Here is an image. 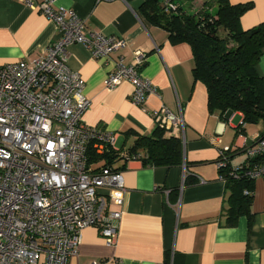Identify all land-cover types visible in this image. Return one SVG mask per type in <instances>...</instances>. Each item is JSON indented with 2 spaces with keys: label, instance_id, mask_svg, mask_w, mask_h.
I'll list each match as a JSON object with an SVG mask.
<instances>
[{
  "label": "crops",
  "instance_id": "0c3cea01",
  "mask_svg": "<svg viewBox=\"0 0 264 264\" xmlns=\"http://www.w3.org/2000/svg\"><path fill=\"white\" fill-rule=\"evenodd\" d=\"M228 1L249 4L239 20L243 29L264 22V0ZM141 2L56 0L58 6L74 9L89 29L129 40L123 49L100 60L84 45L72 44L67 64L84 80L89 104L83 122L115 132L114 151H126L134 133L149 135L155 130L154 109L165 105L178 113L179 104L184 121L182 162L148 166L121 153L112 165L121 170L126 188L115 243L107 245L97 226H86L67 264H165L169 253L176 264H264L263 182H252L251 222L242 214L228 226L223 216L228 191L216 163L217 144L230 147V166L252 163L246 149L264 133V126L250 129L254 123H244L241 112L221 113L209 107L205 84L193 78L189 43L172 41L167 30L141 18L137 12ZM56 36L55 24L37 11L17 0H0V65L34 59ZM136 51L145 55L139 72L158 89L143 106L131 102L129 82L111 90L105 87L114 61L133 63ZM255 70L264 77V48ZM109 209L119 207L111 202Z\"/></svg>",
  "mask_w": 264,
  "mask_h": 264
},
{
  "label": "built area",
  "instance_id": "2783aa9c",
  "mask_svg": "<svg viewBox=\"0 0 264 264\" xmlns=\"http://www.w3.org/2000/svg\"><path fill=\"white\" fill-rule=\"evenodd\" d=\"M17 1L52 21L57 36L34 59L0 65V264H67L86 226H97L107 245L115 243L126 193L120 169L87 165L88 147L97 153L114 149L116 133L83 122L89 101L84 80L67 64L68 47L82 44L100 60L129 40L89 29L74 9L56 0ZM163 5L165 11L174 8L171 0ZM144 61L141 51L130 64L118 58L105 87L127 81L131 102L143 106L149 95H158L138 70ZM178 106L175 113L161 105L151 116L157 127L182 137ZM216 147L219 169H228L234 179H261L264 185V133L246 149L249 164L230 166V147ZM111 202L119 209L110 210Z\"/></svg>",
  "mask_w": 264,
  "mask_h": 264
},
{
  "label": "trees",
  "instance_id": "16d2710c",
  "mask_svg": "<svg viewBox=\"0 0 264 264\" xmlns=\"http://www.w3.org/2000/svg\"><path fill=\"white\" fill-rule=\"evenodd\" d=\"M163 1L142 0L138 15L167 30L172 41L189 43L194 60L193 78L205 84L209 107L221 113L239 111L244 123L262 120L264 125V77L255 70L264 48V22L249 29L241 27L239 20L249 8L248 3L213 0L216 6L213 11L187 13L178 0H171L174 8L165 11ZM123 152L127 154L125 158L136 157L144 165L169 167L181 164L183 144L179 135L156 126L149 135L134 133L133 143L126 151L106 147L97 153L90 145L87 165L99 162L94 170L111 167ZM222 173L228 191L227 205L223 208L225 224L235 225L242 214L251 222L252 193L244 194V190L252 192L253 181L244 177L234 179L228 175V169ZM165 255V264H176L170 253Z\"/></svg>",
  "mask_w": 264,
  "mask_h": 264
},
{
  "label": "rangeland",
  "instance_id": "374dc122",
  "mask_svg": "<svg viewBox=\"0 0 264 264\" xmlns=\"http://www.w3.org/2000/svg\"><path fill=\"white\" fill-rule=\"evenodd\" d=\"M178 3L183 7L184 11L187 13L190 12H198L202 10L213 11L215 9V4L213 0H178ZM220 35H224V31L219 32ZM262 120L251 124L249 126L250 129H261L263 127Z\"/></svg>",
  "mask_w": 264,
  "mask_h": 264
},
{
  "label": "water",
  "instance_id": "95a60500",
  "mask_svg": "<svg viewBox=\"0 0 264 264\" xmlns=\"http://www.w3.org/2000/svg\"><path fill=\"white\" fill-rule=\"evenodd\" d=\"M227 112H231V111H227Z\"/></svg>",
  "mask_w": 264,
  "mask_h": 264
}]
</instances>
